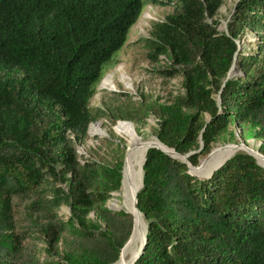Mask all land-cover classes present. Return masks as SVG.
<instances>
[{"label":"trees","instance_id":"16d2710c","mask_svg":"<svg viewBox=\"0 0 264 264\" xmlns=\"http://www.w3.org/2000/svg\"><path fill=\"white\" fill-rule=\"evenodd\" d=\"M177 1L146 46L168 60L182 94L150 112L160 144L196 166L232 121L259 126L264 139V0H237L224 31L215 18L223 0ZM148 3L0 0V264H113L120 255L132 216L99 204L119 189L122 162L83 161L74 143L99 117L88 105L95 86ZM246 30L247 50L238 45ZM28 195L38 219L20 231L12 199ZM135 205L146 239L131 264H264V168L247 153L195 176L149 147ZM34 229L41 260L22 250Z\"/></svg>","mask_w":264,"mask_h":264},{"label":"rangeland","instance_id":"374dc122","mask_svg":"<svg viewBox=\"0 0 264 264\" xmlns=\"http://www.w3.org/2000/svg\"><path fill=\"white\" fill-rule=\"evenodd\" d=\"M153 1L154 3H148L142 8L138 19L130 27L124 44L113 54V60L104 69L101 79L95 86L94 94L88 105L91 108H96L100 115L97 120L88 125L87 137L82 142L74 143L77 157L83 161H95L110 166L118 160L123 163L131 139L119 133L118 127L122 124H130L133 126L136 137L144 140L156 139L157 124L156 118L150 112L151 108L158 104H169L182 94L180 76H170L166 72L168 60L160 54L152 55V51L146 46L152 37L153 24L170 14L178 5V1ZM236 1H222L215 17L218 22V30H226L227 21ZM252 39L253 34L246 30L238 38V45L247 50L251 47L249 41ZM233 72L234 75L239 73L236 70ZM108 78L111 85L106 87L103 83ZM206 119L207 117H204V120ZM259 129V126L255 124H240L232 121L225 132L212 144L210 151L232 148L227 147L229 145H243L254 152H258V147L264 141L263 138L257 137ZM236 149L237 151L232 154L236 152L246 153V150ZM206 155H199L198 164ZM211 157L204 163L202 172L197 176H204L212 170V168L205 167ZM254 160L257 161L256 158ZM136 166L137 162L134 161L133 168ZM121 193L120 182L119 189L111 192L110 197L99 205L112 210H127L123 206ZM40 195L50 197L48 192ZM34 197V195H28L27 197L12 199V212L17 222V229L20 231H24L27 226L35 228L30 221L38 219L35 211L30 212ZM54 211L62 220L68 218V207L65 204H60L54 208ZM95 220V209H92L86 214L84 221L88 225ZM37 224H42V219H39ZM43 248L42 235L35 229L30 233L29 238L22 240V250L26 256L34 255L41 260Z\"/></svg>","mask_w":264,"mask_h":264},{"label":"bare ground","instance_id":"6f19581e","mask_svg":"<svg viewBox=\"0 0 264 264\" xmlns=\"http://www.w3.org/2000/svg\"><path fill=\"white\" fill-rule=\"evenodd\" d=\"M103 85L106 87L108 85L109 86L111 85L109 78L104 81ZM117 131L131 139L128 145V150L126 149L125 158H124L123 177L121 182V187H122L121 196H122L123 206L126 207L127 210L133 216L134 231L132 233L130 241L121 250L119 259L117 260V262L114 263V264H127L128 259L131 258L132 255L137 251L138 245L141 241L145 229L143 215L138 211V209L134 205L135 204L134 193H135V189L138 187L140 182V163L142 161L144 150L146 149V147H148L151 144L157 145L164 150H168V148H166L163 144H160V142L157 141L156 139L144 140L136 137L134 135L133 126H131L130 124L120 125ZM227 147H232V148L219 149L217 151L214 150L215 152L211 155L212 157L208 162V164H205V167L206 168L209 167L210 169L212 168L213 170V168L218 163H220L225 158L230 156L233 152L237 151L236 148L250 151V153H252L254 157L257 159V161L264 167V162H262L264 161V159L261 156H259L256 152L250 149L247 150L246 148H244L243 145H229ZM134 161L137 162V166L135 168H133ZM200 172H202V170Z\"/></svg>","mask_w":264,"mask_h":264},{"label":"water","instance_id":"95a60500","mask_svg":"<svg viewBox=\"0 0 264 264\" xmlns=\"http://www.w3.org/2000/svg\"><path fill=\"white\" fill-rule=\"evenodd\" d=\"M230 75H231V73L229 72V73H228V76H230ZM149 147L157 148V149H159L161 152H163L164 154L168 155L169 157L176 158V159L180 160L181 162L185 163V164L187 165L188 172H189L191 175H195V176H197V175L200 173V171H201L202 166L204 165V163H205V162L211 157V155L214 153V151H209L208 154L206 155V157H205L203 160H201L200 163H199L197 166H191V165L188 163L187 159H186L187 154H183V155L178 154V153H176L173 149H170V148H168L169 151H168V150H164V149H162V148H160L159 146L154 145V144L149 145L148 147H146V149L149 148ZM244 148H246V147H244ZM146 149L144 150L143 157H142V161H141V163H140V182H139L138 187L135 189V193H134V203H136V193H137L138 189L141 187V183H142V164H143V162H144V154H145V152H146ZM246 149L248 150V148H246ZM170 150H173V151H170ZM245 152H246L248 155H250V156H252L253 158H255L254 155H253L252 153H250V151H245ZM256 153L264 159V157H263L260 153H258V152H256ZM231 155H232V154H231ZM231 155H230V156H231ZM230 156H228V157L225 158L223 161H221L220 163H218L213 169H215V168H217L218 166H220V165H221L226 159H228ZM255 162H256V164H258V165H260L261 167H263L258 161L255 160ZM123 166H124V161H123V163H122V169H121V182H122V177H123ZM263 168H264V167H263ZM210 172H211V171H210ZM210 172H209V173H210ZM134 205H135V204H134ZM135 207H136V205H135ZM136 208H137V207H136ZM124 212H126V213H128V214L131 215V213H130L128 210H126V209H124ZM131 216H132V215H131ZM133 231H134V221H133V216H132V226H131L130 234H129L127 240L124 242V244H123L122 247L120 248L119 253H120L121 250L125 247V245L130 241ZM145 234H146V226H145V229H144V232H143V236H142V238H141V241H140V243H139V245H138L137 251L132 255L131 258L128 259L127 264H131V263H132V262L138 257V255L141 253L142 248H143L144 243H145V239H146V238H145ZM118 259H119V256H118L117 260H118ZM117 260H116V261H117ZM116 261H115V262H116ZM115 262H114V263H115Z\"/></svg>","mask_w":264,"mask_h":264}]
</instances>
